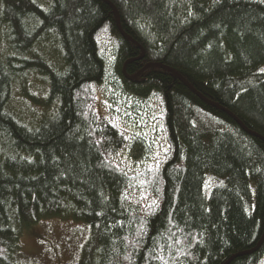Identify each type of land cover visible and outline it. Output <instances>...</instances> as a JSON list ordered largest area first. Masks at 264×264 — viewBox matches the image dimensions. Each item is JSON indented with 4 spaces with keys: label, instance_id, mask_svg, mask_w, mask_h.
I'll use <instances>...</instances> for the list:
<instances>
[{
    "label": "trees",
    "instance_id": "16d2710c",
    "mask_svg": "<svg viewBox=\"0 0 264 264\" xmlns=\"http://www.w3.org/2000/svg\"><path fill=\"white\" fill-rule=\"evenodd\" d=\"M0 49V264L51 219L87 228L77 264H264V0H0ZM110 75L159 106L135 173Z\"/></svg>",
    "mask_w": 264,
    "mask_h": 264
},
{
    "label": "rangeland",
    "instance_id": "374dc122",
    "mask_svg": "<svg viewBox=\"0 0 264 264\" xmlns=\"http://www.w3.org/2000/svg\"><path fill=\"white\" fill-rule=\"evenodd\" d=\"M103 53L111 57L113 46L109 38L101 40ZM1 50V49H0ZM38 56L43 55L37 52ZM46 62L49 58L43 55ZM51 62V61H49ZM264 72V66L261 69ZM30 96L41 99L35 87H29ZM98 111L101 116L117 121L128 145L119 152L116 160L131 173L159 160L166 150L160 124V110L156 99L140 98L126 93L110 75L98 90ZM17 112L38 113L27 100H16ZM88 236L81 224L56 219L41 221L26 229L20 239V253L24 264H77L79 253Z\"/></svg>",
    "mask_w": 264,
    "mask_h": 264
},
{
    "label": "bare ground",
    "instance_id": "6f19581e",
    "mask_svg": "<svg viewBox=\"0 0 264 264\" xmlns=\"http://www.w3.org/2000/svg\"><path fill=\"white\" fill-rule=\"evenodd\" d=\"M143 167H145V166H143ZM143 167H141L140 169L136 170L135 172H138V171L141 170Z\"/></svg>",
    "mask_w": 264,
    "mask_h": 264
}]
</instances>
